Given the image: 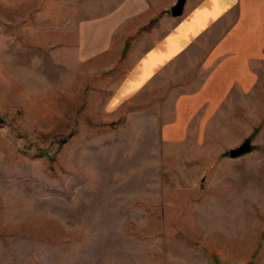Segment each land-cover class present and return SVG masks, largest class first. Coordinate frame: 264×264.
<instances>
[{
  "label": "rangeland",
  "instance_id": "obj_1",
  "mask_svg": "<svg viewBox=\"0 0 264 264\" xmlns=\"http://www.w3.org/2000/svg\"><path fill=\"white\" fill-rule=\"evenodd\" d=\"M166 1L110 29L127 0H0V264H264V126L245 125L236 160L222 142L211 173L165 174L171 148L149 140L162 103L108 116L131 49L166 33Z\"/></svg>",
  "mask_w": 264,
  "mask_h": 264
},
{
  "label": "crops",
  "instance_id": "obj_2",
  "mask_svg": "<svg viewBox=\"0 0 264 264\" xmlns=\"http://www.w3.org/2000/svg\"><path fill=\"white\" fill-rule=\"evenodd\" d=\"M176 1L167 0L166 5L172 7ZM164 4L127 0L108 11L124 15V21L117 19L109 28L142 29L163 12ZM126 15L132 23L130 18L125 21ZM159 24L166 33L145 36L131 49L115 76L119 80L107 89L108 116L117 118L118 110L151 94L149 104L159 100L160 110L166 111L160 114L163 122L154 124L158 132L149 139L159 144L157 151L171 148L158 154L173 164L164 173H211L220 147L237 148L245 135L264 126V0H187L181 16L171 13ZM185 61L188 70L174 74ZM160 86L162 91L155 89ZM262 134L264 129L255 141L264 143ZM160 160L153 166L160 168Z\"/></svg>",
  "mask_w": 264,
  "mask_h": 264
},
{
  "label": "water",
  "instance_id": "obj_3",
  "mask_svg": "<svg viewBox=\"0 0 264 264\" xmlns=\"http://www.w3.org/2000/svg\"><path fill=\"white\" fill-rule=\"evenodd\" d=\"M186 2L187 0H178L177 3L171 8L172 16H181L184 12ZM252 150L253 146L251 145L250 140H245L239 147L229 151V157L232 159L239 158L243 155L251 153Z\"/></svg>",
  "mask_w": 264,
  "mask_h": 264
}]
</instances>
